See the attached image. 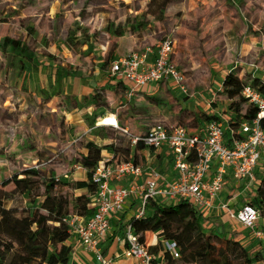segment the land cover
<instances>
[{
    "label": "rangeland",
    "instance_id": "obj_1",
    "mask_svg": "<svg viewBox=\"0 0 264 264\" xmlns=\"http://www.w3.org/2000/svg\"><path fill=\"white\" fill-rule=\"evenodd\" d=\"M22 1L26 5L25 14L34 15L38 10V7L35 8L32 4L35 0ZM144 1L147 0L41 1L40 11H45L46 14L39 20L40 28L34 33L35 40L32 44V50L36 55L31 61H22L23 71L18 72L14 78L8 81V85L16 86L18 92L25 95L8 96L12 90L10 87L4 88L2 94V97H9L13 102L10 105L6 103L0 107V122L5 127L0 129V181L11 178L23 169L38 167L40 163H46L45 167L42 166L43 172H41V179L44 182L48 181V178H55L67 183L85 180L86 171L80 169L76 163V159L86 152L85 143L93 142L103 148L113 144L120 150L116 159L123 160L125 155L123 152L132 153L128 135L136 136L139 132H146L147 129L143 126L152 127L156 124V121L151 119L146 122L143 116L149 114L150 111L153 113L158 108L149 110L144 107H137L134 100H128L125 94V98H121L120 102H114L113 95L102 93V96L107 99V108L91 106L88 100L94 92L93 83L102 84L97 88H103L106 82L112 80L109 74V66L112 60L107 62L105 60L107 52L113 46L114 35L112 32L114 28L123 23L127 17L130 18V15L133 16L135 11L144 8ZM240 2L242 5L244 0ZM32 20L33 18L28 17L23 20V23L33 28L31 27ZM69 25L73 28L78 25L80 28L88 29V41L77 53L70 52L63 45ZM168 34L163 35L165 37ZM172 40L175 41L174 34ZM133 52L144 51L136 50ZM71 71L73 73L74 71L81 72L88 78L73 76L70 74ZM85 79H89V81ZM196 88L198 92H202V95L209 94L210 89L206 91L203 86ZM9 89L11 90L8 91ZM53 96L56 100L55 105L45 107L44 104H38L37 98L42 100L44 97L51 100ZM20 98H24V101L19 103ZM85 98L87 99L86 102H84ZM212 105L215 106V103ZM174 107H177L174 103L169 105L167 107L168 112L176 110ZM55 109L57 114H54ZM188 112L185 114L186 116H189ZM230 113L233 112L229 110V103H226L225 107L222 108V115L227 117ZM111 115L116 118L119 128L130 126L128 135H123L116 128L97 124L100 116ZM138 115L139 118H131V116ZM60 121L63 122V127L59 129L52 127V124ZM170 125H180L187 129L193 128L188 127L187 122L183 120H179L177 123L173 122ZM35 152L40 155L36 156ZM109 158H111V153L103 149L102 160L105 161ZM129 158L134 160L133 156H129ZM136 158L134 161L143 165L140 156L136 155ZM155 162L161 175L166 180L171 181L174 176L172 175L169 157L166 155L156 156ZM256 172L264 174V171L259 168L256 169ZM262 179L263 177L256 180L255 184L261 186ZM12 188L13 185H9L5 190L10 191ZM43 189L42 184L40 185V194H42ZM68 192L73 196L86 194L85 190H69ZM257 195L258 191L251 196L252 202ZM30 200L26 195H15L6 202V205L17 208H35L40 206L42 198H34L32 204ZM165 204L169 205L170 202ZM253 205L260 214L258 224L264 226V206L254 202ZM133 211H135V204H132L128 211L126 210L130 214ZM121 216L119 215V218ZM233 222L237 228H242L239 223ZM115 223L113 221L112 225L114 226ZM244 232L246 230L243 229ZM204 233L207 236L211 235L217 244L221 238L238 242L251 258L260 259L254 264H264V244L261 241L250 237L249 242H239L235 237L242 233L228 231L226 237V232L219 233L211 226L204 228ZM147 238L148 244L156 248L152 251L153 254L162 250L158 234L149 233Z\"/></svg>",
    "mask_w": 264,
    "mask_h": 264
},
{
    "label": "built area",
    "instance_id": "obj_2",
    "mask_svg": "<svg viewBox=\"0 0 264 264\" xmlns=\"http://www.w3.org/2000/svg\"><path fill=\"white\" fill-rule=\"evenodd\" d=\"M173 34L174 31L170 32L160 41L152 61L146 52H131L111 64L110 77L125 87L127 98L132 99L138 90L164 80L172 81L179 93L188 95L186 78L172 60ZM241 96L247 105L257 108V113L253 119L240 123L230 113L227 117L201 122L195 131L161 121L136 136H129L126 128L115 127L128 135L132 150L141 144L149 153L166 154L174 178L168 181L152 164L142 166L132 159L112 162L109 158L98 163L91 176L96 186V193L90 198L92 213L69 215L63 220L71 236L78 239L98 264H114L112 258L104 255L102 247L113 234V220L128 203L135 204V211L119 226L123 234L117 240L125 244L122 258L139 264H181L180 249L174 241L160 238L162 250L153 254L150 244L140 241L132 231V221L144 218L150 200L163 204L187 200L203 217L211 218L213 213L226 216L264 244V226L258 224L260 214L252 203L253 198L241 202V195L252 196L258 191L260 185L255 181L262 177L256 169L263 170L264 162V97L248 82ZM45 165L42 163L35 169ZM225 193L228 196L223 197ZM165 255L169 256V263L165 262Z\"/></svg>",
    "mask_w": 264,
    "mask_h": 264
},
{
    "label": "trees",
    "instance_id": "obj_3",
    "mask_svg": "<svg viewBox=\"0 0 264 264\" xmlns=\"http://www.w3.org/2000/svg\"><path fill=\"white\" fill-rule=\"evenodd\" d=\"M180 1L149 0L140 18L127 17L123 23L114 28L112 33L115 37H121L125 33L132 34L148 24L146 19L148 15L157 18L166 7ZM16 16H19L17 8L7 15V17ZM5 20L7 19L2 18L0 22ZM87 31V28H80L78 25L73 28L69 25L63 40L65 48L72 53H77L88 41ZM34 33V28L24 25L23 20L18 19L17 28L12 35L0 40V87H3L8 77L11 80L18 72L23 71L22 61L32 60ZM19 56L20 59H18ZM113 58L112 49H110L105 61L113 60ZM70 74L79 78H88L78 71L74 73L71 71ZM244 85L245 81L231 71L223 81V90L220 94L229 102V110L233 112L237 123L253 119L257 113V108L247 105L246 100L241 96ZM248 85L264 97V80L255 77L248 82ZM124 91L125 87L120 82L113 83L111 80L103 88L95 90L88 99L89 105L107 108L108 102L102 93L112 95L114 92L123 93ZM86 101L85 98L84 102ZM212 119L215 118L195 114L187 124L188 127L194 128L201 122ZM57 125L61 128L63 122L60 121ZM84 148L86 152L76 159V163L86 171L85 180L67 183L48 178V181L44 182L41 179L42 168L45 167L43 166L37 169H23L11 178L0 181V264H68L71 250L65 242L71 234L63 220L69 215L88 216L92 213L90 198L96 193V186L91 176L93 169L102 161L103 149L111 153L112 162L130 160V154L127 152H123L125 154L123 160H117L116 155L120 150L113 144L103 148L93 142H87ZM136 149L141 150L142 145L138 144ZM35 155L40 154L35 152ZM262 168L264 171V162ZM262 177L258 195L253 202L264 206V174ZM39 181L42 182L39 183ZM42 184L44 189L40 194ZM9 185H13L12 190H5ZM69 190H85L86 194L73 196L69 194ZM15 195H26L31 199V204L34 198H42V201L40 206L35 208L7 206L6 202ZM205 222L206 218L198 213L187 200H179L169 205L150 200L147 203L144 218L132 221L131 227L140 241L145 240L146 233H155L159 238L174 241L180 249L181 264H254L260 261L257 257L251 258L238 242L221 238L218 244L215 243L211 235L207 236L204 233ZM155 249L150 247L151 252ZM164 260L169 263V256L165 255Z\"/></svg>",
    "mask_w": 264,
    "mask_h": 264
},
{
    "label": "crops",
    "instance_id": "obj_4",
    "mask_svg": "<svg viewBox=\"0 0 264 264\" xmlns=\"http://www.w3.org/2000/svg\"><path fill=\"white\" fill-rule=\"evenodd\" d=\"M41 1L32 2L35 8L38 7V10L34 15L28 16L25 14L26 5L23 1L0 0V19H7L5 22H0V40L5 36L12 35V32L17 28L18 19L33 18L31 27L38 31L40 28L39 20L46 14L45 11H40ZM148 1H144V8L135 11L133 16L130 15V18H140ZM49 3L51 5V2ZM16 8L19 11V16L7 17L8 13ZM47 11L49 15V9ZM146 19L148 24L140 30L132 34L125 33L121 37H113L112 54L114 58L111 64L136 50L146 52L149 61H152L160 41L164 38L163 34L174 31L175 45L172 60L186 78L188 88V95L185 96L178 92L172 81L164 80L150 84L148 87L138 90L134 98H128V100H134L137 107H144L149 110L158 108L153 113L150 111L149 114L143 116L146 122L151 119L156 122H164L169 126L173 122H179V120L188 122L195 114L221 117L222 108L229 102L219 94L223 90V81L229 72H235L245 82H249L255 77L264 80V0H244L242 5L241 2L235 0H181L166 7L159 17L155 18L148 15ZM35 55L34 52L32 59ZM9 74L10 70L8 76ZM85 80L89 81V79ZM7 81L3 87H0V107L3 104L8 103L10 105L13 102L9 97H2L4 88L10 87L12 89L8 90H11L8 95L10 97L14 94L17 97L18 95H25L20 94L16 86L8 85ZM101 85L93 83L94 92ZM199 86L205 87L206 91L210 89L209 94L202 95V92H198L196 87ZM124 94L125 91L112 93L114 102H120L121 98H125ZM177 97L179 99L176 100ZM37 100L39 105L44 104L45 107L56 103L54 96L51 100L44 97L42 100L40 98ZM18 101L20 103L24 101V98H20ZM173 103L177 105L174 107L176 110L168 112L167 107ZM214 103L215 106L212 105ZM180 112L182 113L180 114ZM187 112L189 116L185 115ZM54 114H57L56 109ZM132 117L139 118L140 116ZM52 127L59 129L57 123L52 124ZM143 127L147 130L150 128L146 125ZM2 128L5 127L0 122V129ZM123 128L130 130V126ZM195 128L189 130L195 131ZM144 133L145 131L136 135ZM131 151L133 154L131 153L130 156H133L134 160L137 159L136 155H139L143 160V165H140L152 164L157 167L155 162L157 154L154 155L143 149L139 151L131 149ZM160 155L165 156L166 154L161 153ZM226 196H228L227 193L223 197ZM247 197L250 198L251 195L248 193L241 195V202L244 203ZM131 205L128 203L121 214L123 216L120 215V218L118 216L113 220L116 222L114 226L112 225L113 234L102 247L104 255L112 258L114 264H139L136 260H124L122 258L121 253L125 249V244L117 240L123 234L119 227L120 224L124 223L131 215L126 212ZM213 217H204L206 218L205 228L211 226L219 233L226 232V237L228 231L242 233L235 239L239 242L250 241L251 235L247 231L243 233V228H237L236 224L226 216L213 213ZM148 236L149 233H146L144 237L146 242ZM65 245L71 250L68 264H98L94 256L83 249L75 236H71Z\"/></svg>",
    "mask_w": 264,
    "mask_h": 264
},
{
    "label": "bare ground",
    "instance_id": "obj_5",
    "mask_svg": "<svg viewBox=\"0 0 264 264\" xmlns=\"http://www.w3.org/2000/svg\"><path fill=\"white\" fill-rule=\"evenodd\" d=\"M97 124L101 126H109L115 128L118 122L114 116H100L97 120Z\"/></svg>",
    "mask_w": 264,
    "mask_h": 264
}]
</instances>
